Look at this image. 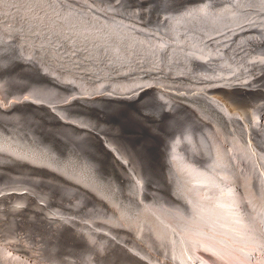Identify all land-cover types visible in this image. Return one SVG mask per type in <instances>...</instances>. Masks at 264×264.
Wrapping results in <instances>:
<instances>
[{"label": "bare ground", "instance_id": "bare-ground-1", "mask_svg": "<svg viewBox=\"0 0 264 264\" xmlns=\"http://www.w3.org/2000/svg\"><path fill=\"white\" fill-rule=\"evenodd\" d=\"M175 3L0 0V264H264V0Z\"/></svg>", "mask_w": 264, "mask_h": 264}, {"label": "rangeland", "instance_id": "rangeland-1", "mask_svg": "<svg viewBox=\"0 0 264 264\" xmlns=\"http://www.w3.org/2000/svg\"><path fill=\"white\" fill-rule=\"evenodd\" d=\"M175 3L174 8H179V6H185L186 4H199L200 3H205L209 0H172ZM198 1V3L196 2ZM94 2V1H92ZM178 2V3H177ZM181 2V4L179 3ZM191 2V3H189ZM177 6V7H176ZM18 46H20L21 44H16ZM22 46V45H21ZM6 67V68H5ZM20 68V69H19ZM16 69V70H15ZM4 73V74H3ZM12 75H11V74ZM9 75V76H8ZM6 76V77H4ZM10 80V81H9ZM7 81V83H6ZM33 81L31 80V78L28 76L26 77V75L23 73V71H21V67L16 66L14 64V62H12L11 58H4V57H0V86H2V88L5 85H9V92L6 91L7 93L13 94H22L24 93H32L33 94ZM20 84V85H19ZM5 88V87H4ZM12 88V89H11ZM14 88V91H13ZM15 88L19 89V90H15ZM24 91V92H23ZM26 118V119H25ZM22 118L20 121H11L10 123H7L6 121L0 119V123H1V127L3 126H7L9 128H11L12 130L14 129H20V134H22V136H29L30 131L34 132L35 130H42L43 127H39L37 124V122L35 121V119H33L32 117H25ZM35 121V122H34ZM19 123V125H17ZM29 123V124H28ZM25 124V125H24ZM32 124V125H31ZM34 125V128H33ZM20 126V127H19ZM0 127V128H1ZM29 127V128H28ZM14 128V129H13ZM22 129V130H21ZM24 129V130H23ZM22 131V132H21ZM28 132V133H27ZM51 132V131H50ZM48 138L51 139L52 141H55V137L53 133H49L48 132ZM56 142V141H55ZM59 145V143H57ZM57 145V146H58ZM64 146V147H63ZM63 152H67V147L65 145H59L58 146ZM62 147V148H61ZM66 149V150H65ZM111 186H113L112 184H110ZM114 253V254H113ZM113 254V255H112ZM108 256H106L104 263L103 264H126V261L124 258L120 259L121 257L119 256V254L117 255V253L115 254V252H110L107 254ZM112 255V256H111ZM116 255V256H115ZM109 257V258H108ZM118 257V258H117ZM115 260H114V259ZM117 259V260H116ZM122 260V261H121ZM116 261V262H115ZM121 261V262H120ZM100 264L101 262H98V260H95L93 262H91V264ZM90 264V263H89Z\"/></svg>", "mask_w": 264, "mask_h": 264}]
</instances>
